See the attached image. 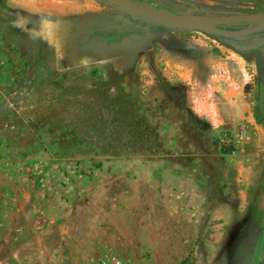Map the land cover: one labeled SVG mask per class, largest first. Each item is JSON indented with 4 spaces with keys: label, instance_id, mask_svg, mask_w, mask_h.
<instances>
[{
    "label": "rangeland",
    "instance_id": "rangeland-1",
    "mask_svg": "<svg viewBox=\"0 0 264 264\" xmlns=\"http://www.w3.org/2000/svg\"><path fill=\"white\" fill-rule=\"evenodd\" d=\"M74 1V8L55 17L25 14L12 0H0L1 44L11 64L7 77L0 79V138L34 146L46 141L70 142L69 148L34 150L89 156L96 158V167L103 166L92 177L103 181L100 220L96 205L90 206L89 219L84 220L89 238H68L66 257L60 264H95L107 252L131 264H264V116L259 112L260 84L264 108V80L260 82L259 70V61L264 67V31L224 38L157 25L104 0ZM131 1L203 21L264 13V0ZM166 43L192 54L205 45L233 49L243 56L252 53L258 67L249 88L253 90V128L239 123L232 132L208 131L209 148L206 139L197 141L204 155L200 164L192 162V152H179L187 155L190 166L201 165L204 177L188 182L203 189L204 208L199 210H192L197 196L191 194L186 207L159 210L163 199L155 193L158 184L151 185V150L160 149L159 141L170 133L168 126L178 123L169 112L172 105L151 96L161 85V81L151 84V59ZM239 126L244 127L247 139L239 143L233 156H221L224 152L218 149L216 135L234 134ZM239 154L248 155L246 162ZM118 158L124 162L121 167L100 163V159L114 162ZM125 160L133 164L128 171ZM244 167L251 170L245 172ZM122 190L124 211L113 200ZM210 201L221 209H209ZM228 202L234 209L226 207ZM119 222L122 227L117 226ZM6 258L7 252L0 248V264H12ZM30 259L21 256L13 264H31Z\"/></svg>",
    "mask_w": 264,
    "mask_h": 264
},
{
    "label": "crops",
    "instance_id": "crops-1",
    "mask_svg": "<svg viewBox=\"0 0 264 264\" xmlns=\"http://www.w3.org/2000/svg\"><path fill=\"white\" fill-rule=\"evenodd\" d=\"M62 1L12 0V5L25 14L57 17L76 6L73 0ZM254 59L252 53L238 55L233 49L222 46L205 45L198 54H192L181 46L173 48L170 43L162 46L151 59V84L161 81L160 87H155L159 91L151 92V96L168 101L172 105L169 112L178 121L168 126L170 133L159 141L158 148L162 147L163 151L151 150V185L158 184L155 193L163 199L159 210L170 212L186 207L189 194L197 196L192 210L204 208L203 189L198 184L194 187L188 183L204 177L201 165L190 166L187 155L179 152H192V162L200 164L204 155L197 148V141L206 139L209 148L208 131L227 129L232 132L239 123L253 128V90L249 88L258 70ZM233 155L223 153L221 156ZM247 156L239 154L243 163ZM95 159L0 146V248L7 252L5 260L10 259L13 264V259L19 260L22 256L31 258V264H60L66 257L68 238H89L86 224L89 207L96 205L98 222L101 217L98 208L103 181L92 177L103 166L96 167ZM100 163L109 167L114 163L118 167L124 164L120 158L114 162L100 159ZM125 163V171L130 170L128 167L133 164L126 160ZM243 170L249 172L251 167ZM123 194V190L116 193L119 197ZM119 197L113 198L115 207L124 211L125 203ZM209 203V209H221L219 205L213 207V201ZM232 204L225 205L234 209ZM117 226L122 227V222Z\"/></svg>",
    "mask_w": 264,
    "mask_h": 264
},
{
    "label": "water",
    "instance_id": "water-1",
    "mask_svg": "<svg viewBox=\"0 0 264 264\" xmlns=\"http://www.w3.org/2000/svg\"><path fill=\"white\" fill-rule=\"evenodd\" d=\"M104 1L122 11L128 12L146 21L172 29L205 32L224 38L246 37L264 31V13L253 16H224L209 21H203L192 17L170 14L166 11L140 5L131 0ZM253 22H255L256 25L237 30H224L220 28L223 25L246 24Z\"/></svg>",
    "mask_w": 264,
    "mask_h": 264
},
{
    "label": "built area",
    "instance_id": "built-area-1",
    "mask_svg": "<svg viewBox=\"0 0 264 264\" xmlns=\"http://www.w3.org/2000/svg\"><path fill=\"white\" fill-rule=\"evenodd\" d=\"M10 68L9 60L3 51V47L0 39V70L2 71L0 79L7 77V70ZM0 80V81H1ZM247 139L244 127L238 128V130L232 134L228 132H221L216 135L215 140L218 149L226 154H232L240 142ZM95 264H131L130 262L123 260L117 254L107 252L98 258Z\"/></svg>",
    "mask_w": 264,
    "mask_h": 264
},
{
    "label": "trees",
    "instance_id": "trees-1",
    "mask_svg": "<svg viewBox=\"0 0 264 264\" xmlns=\"http://www.w3.org/2000/svg\"><path fill=\"white\" fill-rule=\"evenodd\" d=\"M0 39H1V43H2V38L0 37ZM9 64H10V62H9ZM259 70L261 71V74H262L261 78H260L261 79L260 82L262 83V80H264V67L260 64V61H259ZM262 96H263V85L260 84L259 85V112H260L261 116H264V108H263ZM15 140L16 139L14 138V139H12L10 141H6V139H3V138L1 139L0 138V145H5V146L12 145V146H16V147H24L26 149H36V147H41V146L42 147L57 146L58 148H60V147L61 148H69L70 145H72L70 142H68V143H60L59 142V143H53L52 144V143L47 142V141L46 142H38V143H36V146L33 145L34 143L22 145L19 142H15ZM260 245H261V240L258 242V244L256 246L255 254H256L257 257L259 255V251H260V247H261Z\"/></svg>",
    "mask_w": 264,
    "mask_h": 264
}]
</instances>
